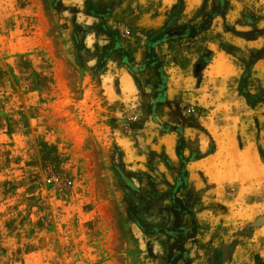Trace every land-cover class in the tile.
<instances>
[{"label":"rangeland","instance_id":"374dc122","mask_svg":"<svg viewBox=\"0 0 264 264\" xmlns=\"http://www.w3.org/2000/svg\"><path fill=\"white\" fill-rule=\"evenodd\" d=\"M174 2L0 0V264H202L245 238L264 264V103L241 95L264 91V0Z\"/></svg>","mask_w":264,"mask_h":264},{"label":"crops","instance_id":"0c3cea01","mask_svg":"<svg viewBox=\"0 0 264 264\" xmlns=\"http://www.w3.org/2000/svg\"><path fill=\"white\" fill-rule=\"evenodd\" d=\"M159 1H160V4L157 5V7H158L157 12L161 11L162 14L163 13L164 14L169 13L171 11V8L175 4L174 0H159ZM168 1H171V4H169ZM187 3H188V1H187ZM164 5H167V6L164 7ZM150 22H151L150 24L152 26L151 28H153V29H155L159 26V21H156V20L152 21L151 20ZM135 54L136 53L133 54V59L131 60L132 64H134V62L136 64L137 61L141 60L138 57H136ZM129 77H131V75H129ZM170 132L171 131L163 133L160 136V142H161V149H162L163 154L165 156L163 165L164 164L167 165L172 170V169H175L177 166V161H176L177 154L175 152L176 139H175V136H173ZM167 142L171 143L172 152L168 150ZM195 163L197 164V163H199V161L192 162L190 164V169L195 170V171L201 170L200 167H198V166L195 167L193 165ZM187 166H189V165H187ZM203 168H204V170L206 169L205 165H203L202 170H203ZM163 180H165L166 182L167 181L169 182V179L167 176L166 177L163 176ZM175 181H176V179H175ZM177 183H179V181H177ZM188 231L189 230H186L184 228V229H182L181 233H176V235L183 234L184 235L183 238H184V237H186V235L190 234ZM176 238H178V237L176 236ZM191 240L194 242V247H195V245L200 244L201 242H204V241L200 240V234L199 233L194 234V236L191 238ZM196 240H198V241H196ZM246 240L250 241V243L247 245L244 244ZM253 240L254 239L245 238L241 241L234 242L231 246L225 240H221L219 242V245H217V243H215V242H211L210 245H209V243H207V245H205V246H208L209 249H211V251L208 253V255L206 257L204 256V260H203L202 264H257L259 261L256 260L255 253L252 249L253 245H254V243L252 242ZM188 241L186 243L184 242L183 246L179 247V251H176V253H175V258L181 257L183 260H186L191 256V251L189 253L188 250L184 251V249H183V248H185V249L188 248ZM259 243L261 245L260 241H259ZM203 244H206V243H202V246H204ZM199 253H200V251H199ZM258 254L262 258L261 262L264 261V258L262 257L263 256L262 255V245L260 248V252ZM202 259H203L202 257L198 256L197 261H201Z\"/></svg>","mask_w":264,"mask_h":264},{"label":"bare ground","instance_id":"6f19581e","mask_svg":"<svg viewBox=\"0 0 264 264\" xmlns=\"http://www.w3.org/2000/svg\"><path fill=\"white\" fill-rule=\"evenodd\" d=\"M188 1V6H192L194 4V2H196V0H187ZM168 3L170 4L171 1H168ZM230 73V70H229V66L228 64L226 63V60H225V57L221 54L217 55L214 60H213V64L211 65V74H215L216 75V78L221 76L222 78H225L227 75H229ZM121 81V85H122V88H123V91L126 92V93H130L133 91L134 89V86H133V83H132V80L131 78L126 74L125 76L123 75V78L120 80ZM235 108V107H234ZM237 108V107H236ZM226 109V108H225ZM241 109V108H240ZM235 110V109H234ZM239 110V109H238ZM223 113V112H222ZM226 115V114H225ZM229 117V116H227ZM236 117V116H235ZM232 119V123L233 124L232 126L235 127V125L239 122V119L238 118H235ZM230 118V117H229ZM227 119V118H226ZM244 120V119H243ZM242 120V121H243ZM228 123V122H226ZM242 123V122H241ZM227 126V125H226ZM232 128V127H231ZM172 142V141H171ZM225 142V141H224ZM203 143V142H202ZM228 145V144H227ZM204 146V145H203ZM222 146V147H221ZM221 149L219 150V152H221L223 149L226 150V147L224 145H220ZM219 147V148H220ZM234 147V146H233ZM167 148L169 151L172 152L171 148V143L170 142H167ZM234 149V148H233ZM241 152V151H240ZM219 154V153H218ZM250 154V153H249ZM248 154V151H245L243 154H242V163L244 165H246L247 163H250V161H252L250 159V156ZM239 156V155H238ZM195 167H197L198 165L195 163L193 164ZM245 167V166H244ZM247 167V166H246ZM263 233V236H264V230L262 231ZM263 254H264V241H263Z\"/></svg>","mask_w":264,"mask_h":264},{"label":"trees","instance_id":"16d2710c","mask_svg":"<svg viewBox=\"0 0 264 264\" xmlns=\"http://www.w3.org/2000/svg\"><path fill=\"white\" fill-rule=\"evenodd\" d=\"M183 6V0H179ZM178 4H174L173 7L171 8V11H176L178 9ZM226 7V3H223L221 9L219 10V13H221ZM105 28V27H104ZM105 33L111 35V33L108 30L104 31ZM157 32V31H156ZM117 45V43H116ZM118 46V45H117ZM211 54V53H209ZM128 65V63H127ZM241 95L245 98L247 101L248 105H255L257 103H264V91H261L260 93H257L256 95H252L249 92H242Z\"/></svg>","mask_w":264,"mask_h":264}]
</instances>
